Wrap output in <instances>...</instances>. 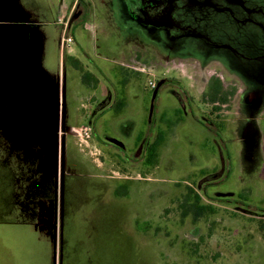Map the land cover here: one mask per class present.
<instances>
[{
  "label": "rangeland",
  "instance_id": "obj_1",
  "mask_svg": "<svg viewBox=\"0 0 264 264\" xmlns=\"http://www.w3.org/2000/svg\"><path fill=\"white\" fill-rule=\"evenodd\" d=\"M4 1L9 11L0 13V264H264V241L259 240L264 239V230H259L257 219L237 213L240 210L234 212L219 202H214L215 213L207 219L202 217L196 226L191 216H180L175 208L184 190L189 185L197 191L199 189L195 187V180H188L190 175L187 170L177 172L168 165L165 158H170V148L163 150V156H158L164 158L161 164L150 163L147 169L138 166L127 172L118 170L122 167L120 161L117 158L111 160L110 156L104 154L111 152V149L104 148L105 151H101V168H71L67 173L61 172L60 168L58 170L47 147L49 142L53 146L54 139L44 129L52 126L56 112L44 115L42 121L35 116L34 120L30 119L32 115L26 118L7 83V66L14 57L13 51L16 52L17 47L23 44L21 36L24 24H20V28L14 23L25 21L27 31L32 34L35 26L41 27V23L45 25L50 18L39 11L38 8L44 4L39 0H22L20 7ZM34 10L35 16L30 13ZM59 17L67 16L59 13L56 19ZM86 26L90 28L89 36H94L93 31L97 27L99 33L95 37H98L104 34L103 28L110 29L112 25L104 20L100 24L89 21ZM53 31L49 28L48 33L51 35ZM132 37H125V40ZM121 44L122 41H119V47ZM53 47L50 38L47 40L44 67L52 74H62V62L58 67ZM69 47L66 52L71 49L69 53L75 55V47ZM105 56L112 60L113 57H120V54L111 52V55L102 57ZM127 59L133 78H140L139 84L134 82L132 90L137 92L141 86L146 88V92L140 96L144 107L152 97L149 83L157 84L161 78L175 76L193 96H200L203 91L201 84L193 83L192 78L197 71L188 65L187 60L162 66L154 61L138 65L129 57ZM80 61L88 66L82 57ZM233 101L228 114H216L214 118L221 124L218 127L224 133L207 141V150L222 154L223 160L216 161L220 172L231 174L229 181L213 190L238 192L242 188H249L259 196L264 191V112L258 119L252 120L257 130L254 133L248 124V117L243 114L234 124L238 97ZM84 104L87 105V100ZM73 106L71 98L66 103L60 102L58 125L66 111L73 112ZM195 106L201 111H209L201 104L196 103ZM184 121L188 131L200 126L190 117H185ZM72 123L74 127L68 130V137L73 142L76 140H73L74 137L78 136L86 151L90 149L92 155L89 156L95 157L94 153L100 149L89 139V125L80 118ZM224 124L230 127L229 131ZM83 129H88V137ZM178 135L177 143L187 148L200 144L201 138L197 139V136ZM96 142H99L98 138ZM222 144L225 145L224 149H221ZM202 151L194 149L189 154L184 149H181L182 154L176 151L178 154L171 158L170 165L181 162L189 167L202 166ZM114 161L116 166L113 165ZM78 176L82 196L79 194L78 199H74L65 195L63 198V182L67 183L71 181L70 177ZM118 176L131 178L129 191L133 192L129 201L113 198L107 183L101 180L108 182L112 180L110 177ZM40 198L46 203L49 200L50 204H45L47 211L45 208L35 209ZM248 201L252 202L245 197L240 205L242 208H239L245 215H253L246 209ZM36 210L39 211L37 215ZM39 222L53 223L54 227L42 229L35 224ZM195 228L198 235L194 237ZM50 239H53L54 247L48 241ZM193 240L199 241L197 247L190 244Z\"/></svg>",
  "mask_w": 264,
  "mask_h": 264
},
{
  "label": "flooded vegetation",
  "instance_id": "obj_2",
  "mask_svg": "<svg viewBox=\"0 0 264 264\" xmlns=\"http://www.w3.org/2000/svg\"><path fill=\"white\" fill-rule=\"evenodd\" d=\"M88 1L39 0L44 3L38 8L39 11L49 15L50 19L56 18L59 13H64L68 17L67 32L72 30L76 21L81 20L85 23L91 21L95 24L100 17L115 28L114 31L103 29L104 34L95 38L92 47H88L89 43L83 40L85 47H81L80 50V42L79 47L76 46L78 41L72 42L75 55L67 56L62 50L64 70L62 74L58 72L50 76V79L58 83L59 89L64 93L61 101L63 103L71 98L72 83L74 89L77 84L96 83L102 76L103 82L113 85L114 89V91L109 90L102 100L95 102L94 99L97 96L88 94L80 96V92H75L76 112L70 113L68 110L65 115L62 113L64 116L61 117L63 119L59 123L56 138H53L51 127L44 128L48 131L49 137L54 139L53 146L49 142L50 147L49 145L47 147L52 160L58 165V170L60 168L61 172L67 173L71 168L77 170L101 168L103 164L100 160L102 152L105 151L104 148L111 149V152H104L105 155L110 156L111 160L117 158L120 161L119 165L122 167L118 170L127 172L130 168L138 166L147 169L150 163L161 164L164 158H158V156H163V150L170 148V158H165L168 165L173 166L177 172L187 170L190 175L188 180H195V187L199 189L197 191L189 185L184 190L175 208L180 216L187 211L186 217L191 216V221L196 226L202 217L207 219L215 213L214 202H219L230 207L228 209L234 212L240 210L241 212L237 213L257 219L259 230H264V191H259V196L249 188H242L238 192L214 191V188L229 181L231 174L220 172L221 168L216 161L223 160L221 152L219 151L217 155L207 150L209 138L224 133L219 129L218 125L221 124L214 119L215 115L228 114L236 97L239 102L234 124L243 114L248 117L251 130L254 133L257 131L252 120L258 119L264 112V76H261L264 73V0ZM5 2L0 0V13L9 11L4 6ZM8 2L20 7L22 0H8ZM68 9L70 11L67 14ZM30 13L35 16L36 12L34 10ZM14 24L21 28L23 23L18 21ZM24 25L27 26V24ZM43 25L44 23H41V27L35 26L34 29L42 31L40 34L45 38ZM81 30L84 32L83 28ZM93 32L94 36L99 33L97 27ZM130 35L133 36L132 39L125 40V37ZM61 37L54 36L52 39L53 51L61 50ZM119 41L123 44L120 47ZM30 44L33 45V40ZM117 44L120 57H113L112 60H108V56L102 57L111 55V52H114V45ZM118 47L116 46V50ZM89 50L95 52L94 57ZM80 57L88 62V66L82 64ZM128 57L138 65L154 61L165 66L168 63L175 64V62L187 60L188 65L193 66V69L197 71V74L194 72L196 76L192 78L193 83L201 84L203 91L200 96H193L175 76L161 78L153 88H150L152 97L148 105L144 107L140 96L146 92V88L139 85L140 96H131V86L134 82L136 84L140 82V78H133L132 68L127 63ZM68 67L74 69L73 79L67 71ZM34 79L35 76L27 78L25 81L27 88L37 89ZM217 85L222 88L220 99L224 100L226 97L223 103L212 101ZM92 99L93 104L90 103ZM85 100L87 105L84 104ZM196 103L208 108L209 111L199 110L195 106ZM88 107H91V110L85 121L90 127L89 139L100 149L98 153H94L95 157L89 156L90 149L86 151L82 142H79L78 136L74 137L73 140L75 138L76 140L73 142L72 138L68 137V130L73 129L69 123L77 122L78 118L83 120V111L86 112ZM104 110L107 111L105 114H109L108 120L102 119L105 115H101ZM185 117L192 118L200 126L186 130L189 128L186 127ZM224 125L229 131L230 127L227 124ZM181 133L197 136V139L201 138L200 144L195 148L178 144L176 140ZM97 138L99 142H96ZM224 148L225 145L222 144L221 149ZM181 149H184L186 154L194 152V149H202L201 159L204 164L189 167L178 162L170 165L171 158L178 154L175 153L176 151L182 154ZM113 165L116 166L115 161ZM142 171L141 169V173ZM95 177L103 178L100 175ZM70 178L71 181L62 184V197L66 195V198L73 196L74 199H78V195H81L80 177ZM110 179L112 180L108 182L101 180L107 183L113 198L129 201L133 192L129 191L131 178L118 176L110 177ZM245 197L247 200H252L251 203L248 201L246 209L253 215H245L239 208ZM186 199H188V210L187 207H181ZM42 201L41 199L36 202L35 209L45 208V204L49 203V200L47 203ZM45 210L47 211L46 208ZM196 212L200 215L198 216ZM38 213L39 211L36 215ZM35 224L46 230L54 227L53 223ZM197 231V228L193 230L194 237L198 235ZM259 240L264 241V239ZM198 243L199 241L196 240L190 242L196 247Z\"/></svg>",
  "mask_w": 264,
  "mask_h": 264
},
{
  "label": "water",
  "instance_id": "obj_3",
  "mask_svg": "<svg viewBox=\"0 0 264 264\" xmlns=\"http://www.w3.org/2000/svg\"><path fill=\"white\" fill-rule=\"evenodd\" d=\"M22 23L25 24V21ZM31 33L27 31V27L24 25L21 36L23 44L17 47L16 52L13 51L14 57L7 66V71H9L7 76L8 88L16 96V103L19 105L23 116L32 115L29 116L30 119L34 120L33 116H35L38 121H42L44 115L56 112V119L51 122L52 135L55 139L59 126V84L54 83L42 73L38 64L37 46L34 43L33 45L30 44L33 36L32 31ZM33 76H35L34 83L37 89H29L25 85L27 78H33ZM30 127L36 129V126L33 125Z\"/></svg>",
  "mask_w": 264,
  "mask_h": 264
},
{
  "label": "crops",
  "instance_id": "obj_4",
  "mask_svg": "<svg viewBox=\"0 0 264 264\" xmlns=\"http://www.w3.org/2000/svg\"><path fill=\"white\" fill-rule=\"evenodd\" d=\"M103 22H104V19H102L101 17L98 20H96V23H99V24L103 23ZM106 23H108V21H106ZM86 24L87 23H85L84 21H81V20H80V22L76 21L73 24V26H72V30L71 31L68 30V32L71 33V35H68V36H70L72 38V42H74V41L77 42L78 41V44H76V46H78V47H79V42H80V50H81V47H85V44H84L83 40H85V41H87V43H89L88 47L89 46L92 47L93 42L96 40L95 36H92V35L89 36L90 33L87 30L88 28H87ZM44 26L46 27V29L48 31H49V28H52L54 30L53 33H51V35H50L48 33V31L47 30L44 31V28H43L44 37H45V38H43V36L40 34L42 31L40 32L38 29H33L32 30V32H33L32 40H33V43L37 46L39 67H40L42 73L44 74V76L50 78L52 73L50 71H48L47 68L44 67V60H45V56H46V52L45 51H46V48H47V40L50 39V38L53 39L54 36H57V37L60 38L62 36V26L57 23V19L56 18L50 19L49 21H47L45 23ZM82 28L84 29V32H82V30H81ZM103 29H106V28H103ZM114 29L115 28L113 26H111L110 30L114 31ZM106 30H109V28H107ZM85 31H87V32H85ZM70 33H67V34H70ZM79 39H80V41H79ZM35 40L37 42H35ZM71 46H73V43L71 44ZM63 51H65V54L67 56H73L72 54L69 53V51L68 52H66V50H63ZM63 51L60 50V49L58 51L55 50L54 58H55L56 61H58V67H60V62L63 61V56H64ZM89 53H91L92 57H94V51L93 50H89ZM115 53L116 54H120V50L118 52L116 50V46L114 45L113 54L115 55ZM80 59H81V57H80ZM62 68H63L62 70H64V66H62ZM68 69H69V73L72 75V79H73L74 76H73L72 73H73L74 69L72 67H68ZM58 71H60L59 68H58ZM73 86H74V84L72 83V85H71L72 90H71L70 94H71V100H72L73 103L76 101V99H74L75 92L76 93L80 92V96L87 95V94L88 95H95V96H97V98L94 99V102H95L97 100H102L107 95V92L109 90L114 91V89L112 88L113 85H109V83L103 82L102 76L99 77V81H97L96 83H93V84H90V85H84V84H80L79 85V84H77L76 85L77 87H75L74 89H73ZM133 86H134V84L131 86V96L139 97L140 96V89L137 92H134L132 90ZM128 87H129V85H128ZM216 87H217V89L215 90V94H214L215 96L213 97L212 101H221L220 103H223L224 100H226V97H224V100H221L219 95L222 94V88L219 85H217ZM63 97H64V93L61 92V90H60L59 91V100H60V102L63 100ZM76 108H77L76 106H73V112L72 111L71 112L75 113L76 112ZM90 110H91V107H88V110L86 112L83 111V121L84 122H86L85 119H86V117L89 116ZM105 112H107V111L104 110L101 115H104ZM108 118H109V114L108 113H106L104 116H102V119H104V120H108ZM73 124L74 123L71 122V123H69V126L70 127H74ZM48 241L52 243L53 239H50ZM52 245H53V243H52ZM53 247H54V245H53Z\"/></svg>",
  "mask_w": 264,
  "mask_h": 264
},
{
  "label": "built area",
  "instance_id": "obj_5",
  "mask_svg": "<svg viewBox=\"0 0 264 264\" xmlns=\"http://www.w3.org/2000/svg\"><path fill=\"white\" fill-rule=\"evenodd\" d=\"M67 22H68V17H66V18L59 17L57 19V23L62 26V37H61V41H60L61 50H66L72 44V38L70 36H68V34H67ZM149 85H150V88L154 87V83L150 82ZM83 130H84V134L86 135V137H88L87 136L88 129H83Z\"/></svg>",
  "mask_w": 264,
  "mask_h": 264
},
{
  "label": "trees",
  "instance_id": "obj_6",
  "mask_svg": "<svg viewBox=\"0 0 264 264\" xmlns=\"http://www.w3.org/2000/svg\"><path fill=\"white\" fill-rule=\"evenodd\" d=\"M188 203V199H186L184 202H183V204L181 205V207H187L186 209L188 210L189 209V205L187 204ZM187 212V211H186ZM185 212V213H186ZM185 213H183L181 216L182 217H186V214ZM197 214H198V216L200 215V213L199 212H196Z\"/></svg>",
  "mask_w": 264,
  "mask_h": 264
}]
</instances>
